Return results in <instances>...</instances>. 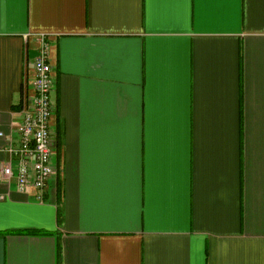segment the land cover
Masks as SVG:
<instances>
[{"label":"crops","instance_id":"obj_1","mask_svg":"<svg viewBox=\"0 0 264 264\" xmlns=\"http://www.w3.org/2000/svg\"><path fill=\"white\" fill-rule=\"evenodd\" d=\"M42 35L56 174L0 177V264H264V0H0V169Z\"/></svg>","mask_w":264,"mask_h":264},{"label":"built area","instance_id":"obj_2","mask_svg":"<svg viewBox=\"0 0 264 264\" xmlns=\"http://www.w3.org/2000/svg\"><path fill=\"white\" fill-rule=\"evenodd\" d=\"M40 38V52L34 61L33 93L29 98L24 97L21 105L19 142L9 147L10 159L0 169V177L14 179L20 191L31 187L42 191L56 174L52 159L57 135L51 126L55 77L49 60L50 44L44 35ZM3 136L0 129V137Z\"/></svg>","mask_w":264,"mask_h":264}]
</instances>
